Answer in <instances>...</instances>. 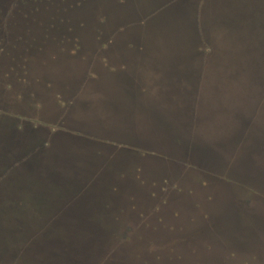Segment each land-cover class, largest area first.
<instances>
[{
    "label": "rangeland",
    "instance_id": "rangeland-1",
    "mask_svg": "<svg viewBox=\"0 0 264 264\" xmlns=\"http://www.w3.org/2000/svg\"><path fill=\"white\" fill-rule=\"evenodd\" d=\"M254 2L45 0L22 5L14 0H0V40L6 35L16 39V48L10 54L19 63L11 71L10 62H5L7 56L4 57L9 50L0 51V60L3 59L2 65L0 61V139L5 144L11 138L7 131L24 137L25 144L33 146L51 128L59 132L77 124L74 118H61L60 109L63 101L64 108L67 105L61 86L67 84L70 89L78 83V78L67 75L66 70L70 59L73 62L76 59L74 54L79 53V48L111 46V50L119 52L113 57L115 60L126 58L131 48H144L147 53L157 50L168 70H178L184 76L190 74L194 82L200 71V81L195 87L201 93L196 95L189 112L183 96L179 97L177 107L172 106L174 101H168L169 107H162L158 102L156 107L146 110L141 107L143 99L124 87L127 76L120 72L115 76L121 84L117 88L116 112L126 116L136 114L131 118L139 123L146 121L157 125L155 130L160 134L175 135L169 142L176 149H168L169 143L161 142L155 134L128 136V139L134 138L132 142L137 148L111 149L122 154L120 160L114 159V166L118 165L116 178L121 173L128 174L124 184L138 198H124V206L103 208L107 214L98 215L107 221L102 224H78L106 228L93 231L97 234L100 252L89 264H264V95L256 101L245 99V93L251 94L257 85L260 88L263 85L261 81L258 84L245 81V70L241 72L236 65L224 61V55L237 52L235 45L230 46V40L221 35L233 36L235 31L226 27V19L236 21L254 15L255 28L264 4L259 0ZM54 14L64 16L54 17ZM95 32L101 35L98 37ZM198 45L202 48L194 47ZM206 45L214 48L203 51ZM228 45L230 49H224ZM78 58H84V54ZM201 67L204 69L200 70ZM108 78L106 75L100 83L104 90L110 85ZM254 101L261 106L257 112L253 111ZM11 117L18 119L15 123L21 124L20 129L16 124L6 129L4 124ZM34 124L36 128L32 127ZM161 161L163 165L158 164ZM139 172L143 177L145 174L147 182L141 180ZM205 173H213L208 182L215 180L218 187L207 201L219 217V231L238 233L235 241L242 246V251L236 247L208 245L206 233L199 236L201 241L190 240L191 236L183 231L195 213L189 200L190 190L196 191L195 197L204 195L206 191L199 184L205 179ZM14 177L13 188L0 189V216L10 209L27 222L25 226L51 227L55 223L53 219L60 216L52 215L45 220V213L51 209L45 204L52 193L48 184L43 185L32 173L27 178L17 174ZM115 193L121 197L129 192ZM7 196L25 199L26 208L6 207ZM83 208L100 210L94 206ZM199 213L204 211H196ZM41 217L42 221L36 223V218ZM8 221L0 218V226ZM3 231L9 234V244L13 243L12 231L4 227Z\"/></svg>",
    "mask_w": 264,
    "mask_h": 264
},
{
    "label": "crops",
    "instance_id": "crops-1",
    "mask_svg": "<svg viewBox=\"0 0 264 264\" xmlns=\"http://www.w3.org/2000/svg\"><path fill=\"white\" fill-rule=\"evenodd\" d=\"M204 50L209 52L210 49L204 48ZM78 51L79 53L74 54L76 59L74 62L70 59V67L66 70L67 75L78 78V86H75L73 90L70 88L69 93H65L67 105L64 108L61 104L60 109L61 118L71 120L74 118L77 124L70 126V129L62 128L59 132L52 128L49 129L43 139L48 138L49 141L43 145L40 143L41 146L37 145L39 146L38 151L43 150L44 157H51L65 163L63 172L66 175L63 174L61 178L65 176V179H69L68 174H75L79 179L82 178V180L89 183L88 188H90V191L93 190L88 198L91 200V206L98 209H106L110 205L112 209L118 204L124 206L125 203L122 201L124 198L132 200L138 197L136 194L130 193L132 191L130 186L124 184V178H129L127 177L128 174L121 173L119 178H116L118 165L114 166V159L118 158L120 160L122 154L112 152L111 149L127 147L128 150L137 148L135 147L137 145H133L132 142L134 138L128 139V136L138 135L139 137L146 134H155L159 135L161 142L167 141L166 143H169L168 149L173 151L174 144L171 145L172 143L169 141H173L175 135L160 134L158 130H155L157 125H151L149 122L139 123L131 118L136 114L128 116L118 114L116 112L118 110L116 107L118 100L117 88L121 84L115 76L118 72H120V75L125 74L127 76L128 83L124 87L127 92L136 93L140 99H143L141 107H146V110H151L150 106L156 107L155 104L158 102L162 107H169L168 101H174L172 106L177 107L178 102L181 100L179 97L183 96V100H186L189 106V112L193 109L196 95L201 92H197L190 74L184 76L178 73V70L164 68L159 58V55L162 54L157 50L147 53L144 52V48H131V52L126 54V58H116L117 60L113 57L118 56L119 52H114L111 47L104 49L97 47L79 48ZM81 54H84L82 59L78 58ZM200 69L203 70L204 68L201 67ZM111 74H114L112 80ZM106 75L109 76L110 85L108 89L104 90L100 87V83H103ZM65 87L67 89L68 85L62 87V90ZM73 104H75V107H73ZM188 112L186 119L189 117ZM75 126L76 128H72ZM181 133L185 132L182 131ZM61 135L63 136L58 137ZM61 138L63 141L58 142L57 140ZM123 156L125 157L124 154ZM44 157L43 159H45ZM158 164L163 165L164 163L161 161ZM141 173L139 172L138 176L140 175L141 180L147 182L145 174L143 177ZM139 177L136 176L137 179ZM144 182H141V184ZM88 188L86 190H89ZM115 191H128L129 193L120 197V195H116ZM206 192L202 194L205 195ZM204 195L198 197L197 204L207 202L209 197L214 196L206 194V197H204ZM141 196L145 197L144 195ZM201 210L204 211L200 205H197L196 209L194 207L195 213L188 220L189 225L194 220L195 215L202 214L199 217L206 218L207 212H213L205 209L204 213L196 214V211ZM210 238L208 237L209 244L216 246L217 244L212 243Z\"/></svg>",
    "mask_w": 264,
    "mask_h": 264
},
{
    "label": "trees",
    "instance_id": "trees-1",
    "mask_svg": "<svg viewBox=\"0 0 264 264\" xmlns=\"http://www.w3.org/2000/svg\"><path fill=\"white\" fill-rule=\"evenodd\" d=\"M261 4H264V2L262 1ZM253 16L254 15H250L245 17V19H239L236 21L229 19H226L225 21L224 19H221V21L225 22L227 28H234V32H236L239 36L242 35L241 32H245L244 35L248 36L254 28L252 23ZM200 23L204 25L203 21H200ZM256 24L258 27L264 28V12L259 14L256 18ZM198 27L200 29L199 24ZM221 35L223 38L229 39L230 44L232 45H236L238 43V39H241V37H237L234 34L233 36L235 37L231 36V34L228 35L227 33ZM194 47L202 48V46L199 45ZM205 48L211 50L213 46L206 45ZM239 58H241L239 60L243 63V68L240 71L242 72L245 70V72H247L244 76V78L247 79L245 81L251 80L253 84L257 81L262 82L263 86L261 88V85H257V89L255 91L252 90L253 92H249L251 94L245 93V99L253 98V100L256 101L260 96L264 95V38L254 44L251 42V47L242 51ZM259 107L261 109V106L255 102L253 111L257 112L256 110H258ZM17 121V118L11 117L4 125L8 130L7 127L16 124L15 122ZM15 126L17 129H20L21 124L18 123ZM32 127L36 128V125L34 124ZM48 141V138L46 140H41L37 143V145L41 146L40 143L43 145ZM36 147L39 149V146ZM28 169L29 167L27 168L26 165H20L19 161H0V189L2 187L13 188L15 184L14 175L16 174L18 177L24 176V178L30 176L31 173L33 176L34 173L28 172ZM63 170L64 167L57 170V173L65 174L61 172ZM59 177L60 175L56 178H52L51 181H43L42 179L37 178L41 181V183H43V185L46 182V184H48L49 191H52L50 197L48 196L45 202L46 205L49 204V207H51L49 213L45 211V220L47 218L49 219V216L52 215L60 216L57 220L53 219L55 223H53L51 227L44 228L41 224H37L35 226H25L27 222L16 216V214H14L15 212H10V209L5 211V215L2 214L0 216L3 220L5 218L9 220V223L2 224V226L7 230H11L15 235L13 237V243H10V245L9 234L5 233L3 231V227L0 226V264H89L95 256L97 257V254L100 252V247L96 237L97 234L95 235V232L93 233V231L104 230L106 228L102 226L85 225L82 227L72 225L71 227L70 225L63 224L64 219L61 217L65 215L74 218L78 217L71 207L79 198V189L82 188L86 190L89 187V183L82 180V178L79 179L77 176L72 179H65V176L61 179ZM42 196L47 197L45 194ZM7 198L9 199H7L4 203L6 207L18 206V208H26L25 199H20L18 196H7ZM66 207L68 208L66 209ZM98 211L99 212L89 209L87 212L88 216H83L84 223L92 225L93 223L102 224L106 222L107 220L98 215V213H107L103 209ZM36 220H38L36 223H39L42 221V217L36 218Z\"/></svg>",
    "mask_w": 264,
    "mask_h": 264
},
{
    "label": "water",
    "instance_id": "water-1",
    "mask_svg": "<svg viewBox=\"0 0 264 264\" xmlns=\"http://www.w3.org/2000/svg\"><path fill=\"white\" fill-rule=\"evenodd\" d=\"M254 1L255 0H253V1L251 0V2H254ZM262 1L264 2V0H259V2H262ZM204 25H205V23H204ZM207 26H209V24ZM241 33H242L241 36H239L236 32L233 33L235 36L241 37V39H238V43L234 46V50L237 53L233 54V55H224V61L230 65H236L235 67H237V69H239V71L243 68V63H241V61L239 60V59H241V58H239L240 53H242V51H245V49L250 48L251 42H252V44H254L257 41L262 40V37L264 35V28H260V27L256 26L251 31L250 36L249 35L243 36L245 34V32H241ZM235 36H233V37H235ZM229 45L233 46L232 44H230V42H229ZM229 45L227 47H225L224 49H230ZM229 70H233V69L229 68ZM218 71L219 70H217V72ZM199 73H200V71H199ZM199 73H197L195 76V78H196V81L194 82L195 84H198V81H200V79H199L200 74ZM207 74L210 75V73H208V72H207ZM7 132L10 134L11 138H9V140L6 144H5V142H2L0 139V143H1L0 161H2V162L19 161L20 165H22V166L26 165L27 168L29 167L28 172H30V173L33 172L34 173L33 175L36 178L42 179L43 181H51L52 178H56L59 175H60L59 178H61V176L63 174H58L57 170L64 167L63 166V165H65L64 162H60L59 160L57 161V159H54L51 157H44L43 156L44 151L43 150L38 151V149H36L37 143L35 145L33 144V146H32V143H30V145H28L29 143L25 144V141H24L25 138L24 137H22V136L17 137V136L12 135L9 131H7ZM43 157L45 159H43ZM63 171H61V172L64 173ZM68 176H69V179L76 177L75 174H68ZM83 177H85V176L83 175ZM79 191H80L79 196H78L79 198L76 200L75 204L71 207V209L75 212V214H77L80 217L75 216L76 218L73 217L70 220L66 219V220H64V222L62 221L63 224L70 225L71 227H72V225L82 227L78 224L84 223L83 216H88L87 212L89 210V209H87V211H86L83 208V206H88V207L91 206L90 205L91 200L88 199L90 188L88 191H86L82 188L79 189Z\"/></svg>",
    "mask_w": 264,
    "mask_h": 264
},
{
    "label": "flooded vegetation",
    "instance_id": "flooded-vegetation-1",
    "mask_svg": "<svg viewBox=\"0 0 264 264\" xmlns=\"http://www.w3.org/2000/svg\"><path fill=\"white\" fill-rule=\"evenodd\" d=\"M42 1H45V0H14V2H19V3H21L22 5H29V3L28 2H30V4L33 2H35L36 4H39L40 2H42ZM83 1V0H82ZM18 3V4H19ZM55 13H56V10H55ZM60 15H62V14H60ZM60 15H57V14H54V17L56 16V17H58V16H60ZM64 15H62V17H63ZM64 30V28H62V31ZM61 31V32H62ZM96 33V35L99 37V35H101V32H99V33H97V32H95ZM13 37H10V36H2L1 37V48H0V51H3V49H7V50H9V54L8 53H6L5 55H4V57L5 56H7L6 58H5V62L7 61V62H10V67H11V71H14V69H15V67L19 64L18 63V61L16 60V58L17 57H14L13 56V54H10V52L12 51L13 52V50H14V48H16L15 47V45H14V43H15V40L16 39H12ZM17 38V37H16ZM10 39V40H9ZM8 40L11 42V43H8ZM109 47H111V46H109ZM109 47H107V48H109ZM29 48V47H28ZM95 48V47H94ZM99 48H106V47H99ZM29 50H30V48H29ZM11 55V57L10 58H8V56H10ZM1 57V56H0ZM10 60V61H9ZM1 61V65H2V61H3V59L2 60H0ZM65 86H67V85H65ZM76 87L78 86V85H75ZM62 87H64V85L63 86H61V89H62ZM72 90L73 89H75V87H72L71 88ZM62 91V93L63 94H65V93H69V87H67V89H66V87H65V89L64 90H61ZM64 102V101H63ZM63 102H62V104H63ZM217 172H215V174H216ZM211 175H213V173H205L204 174V180L202 181V183L201 184H199V187H201V189H205V190H207V191H209V193L211 194V195H214L215 194V192H217L216 190L218 189V187H217V183H216V181L214 180V181H211V183L210 182H208V180H211L212 178H211ZM194 188V187H193ZM192 188V189H193ZM164 188H163V186H162V189L161 190H163ZM196 191H194V189L193 190H190V195H189V200H191V203H192V205H194V207H195V209H196V207H197V205H200V207L201 208H203L204 209V211H205V209L207 210H211L210 208H209V206L211 205V202H209V201H207V202H200V204H197V202H196V200L198 199V197H195V195H196V193H195ZM208 213V215L207 216H205L206 218H201V217H199V216H197V215H195L194 216V220H192L191 221V223H190V225H189V223L186 225V226H184V229H183V231H185L186 233H188L191 237H190V240H194V241H201V239H199L200 237V235L201 234H205L206 233V235H207V241H210V240H208V237H211L210 239H211V242L212 243H214V244H217L216 246H220V245H222V246H230V247H236V248H240L241 249V251L243 250V248H242V246L241 245H239V243H237V241H235V237H237V236H239V234L238 233H236V232H231V233H223V232H220L219 230V217L217 216V214L216 213H214V212H207ZM197 221H199L198 222V224H197ZM215 228L218 230V231H216L215 230ZM179 235H182V234H179ZM178 235V236H179ZM181 237H184V236H181ZM196 242L193 244L194 246H196L197 244H196ZM208 245H210V244H208ZM240 252V251H239ZM211 254H212V252H211ZM211 254H209L210 256H211ZM237 254V253H236ZM195 257H196V255H195ZM206 257V256H205Z\"/></svg>",
    "mask_w": 264,
    "mask_h": 264
}]
</instances>
